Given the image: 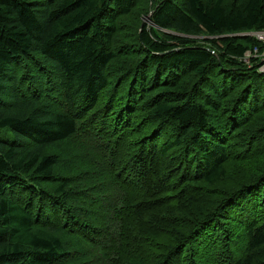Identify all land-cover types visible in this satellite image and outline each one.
<instances>
[{
    "label": "trees",
    "instance_id": "1",
    "mask_svg": "<svg viewBox=\"0 0 264 264\" xmlns=\"http://www.w3.org/2000/svg\"><path fill=\"white\" fill-rule=\"evenodd\" d=\"M262 32L264 0H0V264H264Z\"/></svg>",
    "mask_w": 264,
    "mask_h": 264
},
{
    "label": "built area",
    "instance_id": "2",
    "mask_svg": "<svg viewBox=\"0 0 264 264\" xmlns=\"http://www.w3.org/2000/svg\"><path fill=\"white\" fill-rule=\"evenodd\" d=\"M254 36L259 42L264 43V33H252L248 34ZM245 63H251L254 61V64L257 66V72L264 74V46L263 48L254 47L251 50L245 52L243 56Z\"/></svg>",
    "mask_w": 264,
    "mask_h": 264
},
{
    "label": "rangeland",
    "instance_id": "3",
    "mask_svg": "<svg viewBox=\"0 0 264 264\" xmlns=\"http://www.w3.org/2000/svg\"><path fill=\"white\" fill-rule=\"evenodd\" d=\"M147 22V21H146Z\"/></svg>",
    "mask_w": 264,
    "mask_h": 264
},
{
    "label": "water",
    "instance_id": "4",
    "mask_svg": "<svg viewBox=\"0 0 264 264\" xmlns=\"http://www.w3.org/2000/svg\"><path fill=\"white\" fill-rule=\"evenodd\" d=\"M142 26V25H141Z\"/></svg>",
    "mask_w": 264,
    "mask_h": 264
}]
</instances>
